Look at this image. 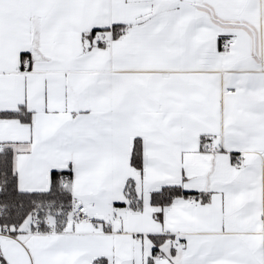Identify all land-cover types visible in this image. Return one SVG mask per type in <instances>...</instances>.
Listing matches in <instances>:
<instances>
[{
    "label": "snow or ice",
    "instance_id": "obj_1",
    "mask_svg": "<svg viewBox=\"0 0 264 264\" xmlns=\"http://www.w3.org/2000/svg\"><path fill=\"white\" fill-rule=\"evenodd\" d=\"M0 264H264V0H0Z\"/></svg>",
    "mask_w": 264,
    "mask_h": 264
}]
</instances>
